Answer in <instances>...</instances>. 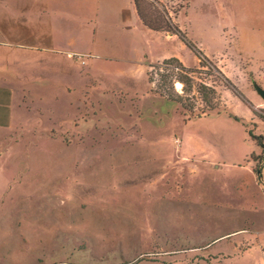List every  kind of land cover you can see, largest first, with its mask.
I'll list each match as a JSON object with an SVG mask.
<instances>
[{
    "label": "rangeland",
    "instance_id": "rangeland-1",
    "mask_svg": "<svg viewBox=\"0 0 264 264\" xmlns=\"http://www.w3.org/2000/svg\"><path fill=\"white\" fill-rule=\"evenodd\" d=\"M139 8L205 57L176 49L148 69L151 93L83 115L71 101L48 110L54 131L7 139L0 264H264V147L245 133L264 145V0Z\"/></svg>",
    "mask_w": 264,
    "mask_h": 264
},
{
    "label": "crops",
    "instance_id": "crops-1",
    "mask_svg": "<svg viewBox=\"0 0 264 264\" xmlns=\"http://www.w3.org/2000/svg\"><path fill=\"white\" fill-rule=\"evenodd\" d=\"M176 49L189 48L176 34L145 25L135 0H0V150L16 135L54 131L48 110L69 115L71 101L83 115L87 101L106 107L151 93L148 69L183 60ZM242 161L254 171L251 158Z\"/></svg>",
    "mask_w": 264,
    "mask_h": 264
},
{
    "label": "trees",
    "instance_id": "trees-1",
    "mask_svg": "<svg viewBox=\"0 0 264 264\" xmlns=\"http://www.w3.org/2000/svg\"><path fill=\"white\" fill-rule=\"evenodd\" d=\"M135 3L137 5V8L138 10L140 9L139 8V0H135ZM139 14H140V10H139ZM141 16V15H140ZM141 19L142 21L145 23V25H147L149 28L153 29V30H157V31H160L159 28L157 27H153L151 25H149L147 22H145L144 18L141 16ZM163 31V29H161ZM166 31V30H165ZM169 32L173 33V34H176L182 41L183 43L189 48L191 49L195 55L201 59V57H205L204 54L200 51L199 48H197L196 44L191 41L182 31L181 29L176 26V25H172V30H170ZM167 60V61H166ZM163 61H178L177 58H174V57H171V58H168V59H164ZM150 67H153V64L150 66ZM183 67V66H182ZM184 68V67H183ZM149 75V73H147ZM152 80L149 78V82H151ZM200 117V116H199ZM234 119H237V118H234ZM248 135L250 136V138L255 142V144L258 146V147H264L263 145V142H262V137L261 136H256L254 135L253 133H251L250 131H247ZM254 172L258 175V177L260 178V169L255 167L254 168Z\"/></svg>",
    "mask_w": 264,
    "mask_h": 264
},
{
    "label": "water",
    "instance_id": "water-1",
    "mask_svg": "<svg viewBox=\"0 0 264 264\" xmlns=\"http://www.w3.org/2000/svg\"><path fill=\"white\" fill-rule=\"evenodd\" d=\"M256 91L264 99V89L259 86H256Z\"/></svg>",
    "mask_w": 264,
    "mask_h": 264
},
{
    "label": "bare ground",
    "instance_id": "bare-ground-1",
    "mask_svg": "<svg viewBox=\"0 0 264 264\" xmlns=\"http://www.w3.org/2000/svg\"><path fill=\"white\" fill-rule=\"evenodd\" d=\"M177 86H180V84H179V83H177Z\"/></svg>",
    "mask_w": 264,
    "mask_h": 264
}]
</instances>
